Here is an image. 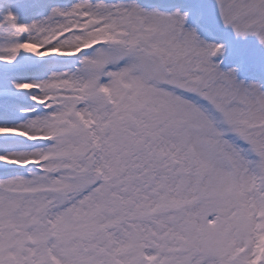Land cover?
Listing matches in <instances>:
<instances>
[{"label":"rangeland","instance_id":"obj_1","mask_svg":"<svg viewBox=\"0 0 264 264\" xmlns=\"http://www.w3.org/2000/svg\"><path fill=\"white\" fill-rule=\"evenodd\" d=\"M14 93L0 264H264V0H0Z\"/></svg>","mask_w":264,"mask_h":264}]
</instances>
